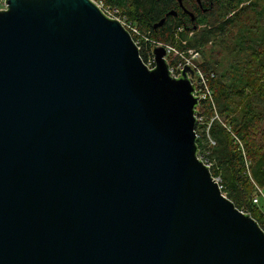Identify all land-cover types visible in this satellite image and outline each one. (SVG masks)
<instances>
[{"label":"water","instance_id":"water-1","mask_svg":"<svg viewBox=\"0 0 264 264\" xmlns=\"http://www.w3.org/2000/svg\"><path fill=\"white\" fill-rule=\"evenodd\" d=\"M6 2L0 264H264L198 156L192 67L172 77L158 44L149 69L93 0Z\"/></svg>","mask_w":264,"mask_h":264},{"label":"trees","instance_id":"trees-1","mask_svg":"<svg viewBox=\"0 0 264 264\" xmlns=\"http://www.w3.org/2000/svg\"><path fill=\"white\" fill-rule=\"evenodd\" d=\"M98 1L117 7L138 28L143 38H134L141 39L144 62L158 44L201 54L198 66L213 98L196 107L202 117L196 125L198 155L219 178L222 192L264 230V203L253 204L264 187V0H200L205 12L198 0H184L194 20L178 0ZM183 60L176 55L172 64Z\"/></svg>","mask_w":264,"mask_h":264},{"label":"built area","instance_id":"built-area-1","mask_svg":"<svg viewBox=\"0 0 264 264\" xmlns=\"http://www.w3.org/2000/svg\"><path fill=\"white\" fill-rule=\"evenodd\" d=\"M93 1L98 5V7L103 11V13L107 17H109L111 19H116L122 23V25L132 35L135 43L137 44V46L140 49V53H141V48H142L141 47V39L143 38V36L140 34L138 28L134 27V25L128 23V21L122 17L121 12L117 7L111 6V5H106L103 1H96V0H93ZM7 7H8V4H7L6 0H0V10H6ZM136 36H141V39L140 38L139 39L134 38ZM154 47L152 48V51H151L152 54L150 56H148V58L145 62V64L147 65V67L149 69H154L155 65H156L155 56L153 54ZM166 47L169 50L168 57H170V52L174 51L176 53V55H179L182 57V59H184L181 62H178L176 64H172V60H168L167 56H166L167 62L169 64V71H170V74L172 75V77L178 78L179 76H181L182 75L181 71H183L184 66L186 64H188L195 71L194 75H191L190 73H188V77L191 79L192 83L193 84L195 83L194 84L195 85L194 95L196 97H199V101L203 100V99H212L213 98V91L208 86V79L205 76V74L200 70V68L198 66V61L201 59V54L199 52H197L196 50L190 49V50H188V55H187L185 52H177L174 48H172L170 46H166ZM178 69L181 71H178ZM201 121H202L201 115H197V123H201ZM210 143L213 145L215 144V142L212 139H210ZM199 158L203 161V157L199 156ZM204 163L208 167H210L209 164H207L206 162H204ZM215 179L220 185L219 178H215ZM220 187H221V185H220ZM261 203H264V194L262 193V188L258 187L257 192H256L255 196L253 197V204L259 206ZM241 211L246 213V214H249V213L245 212L244 210H241Z\"/></svg>","mask_w":264,"mask_h":264},{"label":"flooded vegetation","instance_id":"flooded-vegetation-1","mask_svg":"<svg viewBox=\"0 0 264 264\" xmlns=\"http://www.w3.org/2000/svg\"><path fill=\"white\" fill-rule=\"evenodd\" d=\"M180 7H181V6H180ZM184 7H185V6H184ZM199 7H200V9H202L203 12H205V11L207 10V8H205V7H204L202 4H200V3H199ZM185 8H186V7H185ZM181 9H182L183 12H186L187 14H190L189 12H191V11L188 10V8H186V9L188 10V12H187L186 10H184L183 7H181ZM191 13H192V12H191ZM177 15H178V13H177L176 15H173V16H177Z\"/></svg>","mask_w":264,"mask_h":264},{"label":"rangeland","instance_id":"rangeland-1","mask_svg":"<svg viewBox=\"0 0 264 264\" xmlns=\"http://www.w3.org/2000/svg\"><path fill=\"white\" fill-rule=\"evenodd\" d=\"M96 1H98V0H96ZM168 55H169V54H168ZM168 55H167V59H168V60H174L175 57H176V53H175L174 51H171V52H170V57H168ZM262 193L264 194V187L262 188Z\"/></svg>","mask_w":264,"mask_h":264}]
</instances>
